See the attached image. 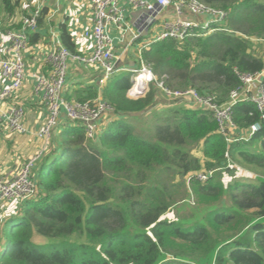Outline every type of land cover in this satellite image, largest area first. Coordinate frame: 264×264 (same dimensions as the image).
Returning a JSON list of instances; mask_svg holds the SVG:
<instances>
[{"label": "trees", "instance_id": "obj_1", "mask_svg": "<svg viewBox=\"0 0 264 264\" xmlns=\"http://www.w3.org/2000/svg\"><path fill=\"white\" fill-rule=\"evenodd\" d=\"M201 1L226 10L220 29L152 42L141 51L143 62L165 86L190 87L219 102L240 84L238 73L262 71L264 84V50L254 43L264 42V1ZM0 4V28L18 26V0ZM58 31L71 52L81 53L66 22ZM130 85V71H117L102 86L115 117L95 139L66 119L54 128L51 148L32 168L34 195L20 200L2 222L0 264H160L167 255L176 264H264V175L256 172L264 169V111L237 101L234 140L227 142L209 109L173 104L147 138L128 119L153 107L155 90L131 99ZM255 122L258 131L236 139ZM190 143L200 144L201 159L179 149ZM232 165L243 174L252 171L255 181L233 177L224 184ZM168 168L190 177L195 202L204 207L200 220L185 225L163 217L180 200L168 202L165 184H159V172ZM200 170L213 172L199 181L194 174Z\"/></svg>", "mask_w": 264, "mask_h": 264}, {"label": "built area", "instance_id": "obj_2", "mask_svg": "<svg viewBox=\"0 0 264 264\" xmlns=\"http://www.w3.org/2000/svg\"><path fill=\"white\" fill-rule=\"evenodd\" d=\"M49 1L35 0V9L22 16L18 26L0 28V129L4 127L18 134L30 132L23 121L25 109L14 100L28 76L33 82L32 90L40 95L47 111L45 119L34 132L38 138L50 140L54 128L66 119L74 124L80 123L85 137L95 139L100 131V117L113 108L102 95L82 101L65 98L67 67L68 62L72 60L99 67L102 70L99 85L119 70L130 71L132 83L126 95L131 99L143 96L148 90V83L154 81L168 98L183 101L188 106L209 109L216 119L218 131L224 135L227 142L234 140L230 136L236 128L232 119V107L237 101L249 100L259 111H264L262 71L238 73L240 84L230 91L225 102H219L215 95L210 93L201 94L193 88L181 90L165 86L150 66L143 62L141 51L152 42L163 39L182 41L190 36H201L220 29L217 26L224 21L226 10L201 0H90V24L80 33V37L90 39L88 51L71 52L61 42L57 31L51 29L50 42L43 57L49 69L45 72L41 69L28 72L30 64L25 59L24 52L30 47L29 34L37 30L42 7ZM125 4L130 5L135 13L131 19ZM169 7L172 13L170 16H164V11ZM51 17L52 15L47 16L48 19ZM115 31L130 36L125 48L138 41V67H119L115 64L119 59L115 53V41L120 40L119 35L114 34ZM71 35L77 43L78 36L72 31ZM141 74H145L147 79L142 86H138L137 80ZM259 128L260 124L255 122L236 139L247 140ZM43 153L44 149L35 151L22 163L14 177L5 178L0 175V207L11 201H17L18 204L20 200L34 195L36 183L32 177V168ZM212 172L213 170H200L195 172L194 176L199 181H205ZM189 178L186 179L187 183ZM17 204L14 205L15 208Z\"/></svg>", "mask_w": 264, "mask_h": 264}, {"label": "crops", "instance_id": "obj_3", "mask_svg": "<svg viewBox=\"0 0 264 264\" xmlns=\"http://www.w3.org/2000/svg\"><path fill=\"white\" fill-rule=\"evenodd\" d=\"M36 6V2L31 4L27 12L31 11L32 8ZM128 12L129 19L134 16V11L130 5L125 4ZM44 13H42V20L37 26V30L29 34L31 36L37 34L36 42L34 45L30 44V47L24 52V57L30 64L28 72L32 70H42L43 72L49 69V65L43 60L47 48L50 42V30L54 29L58 31V24L61 22H66L69 32L71 31L78 36V41H76V47L80 51H88L90 47V39L80 37V33L84 28L90 24V0H50L47 4L42 7ZM1 10V4H0ZM172 9L167 8L163 15L170 16ZM2 11H0V16ZM48 15H52L50 19L47 18ZM196 18L202 19V16H195ZM20 16L13 18L15 24L19 23ZM203 17L202 20H204ZM5 20V19H4ZM3 20V22H4ZM11 28V27H10ZM120 40L115 41V53L118 55L117 66H136L135 61L137 58V50L130 46L125 48L127 40L130 38L129 35H123L119 32H114ZM120 49V50H119ZM128 51L130 55L136 56L135 61H131L128 57L127 61L122 56ZM120 52V53H118ZM118 53V54H117ZM138 61V60H137ZM120 71V70H119ZM102 75V70L93 65L84 64L77 61H69L66 74V82L64 88L65 96H71L70 100H75L79 97L93 98L101 94L102 85H99V78ZM107 81V80H106ZM33 82L30 77H26L22 87L19 89L18 93L15 95L14 100L23 105L25 109L24 124L30 131L25 134H18L6 128L0 129V175L5 178H12L19 171L22 163L31 156L35 151L39 149H44L46 152L51 148V139L45 141L38 138L34 132L38 129L41 122L46 117V108L42 103L40 95H37L32 90ZM89 88L93 91V95L89 93ZM173 104L185 105L186 103L179 100H172L162 93L160 89L155 90V104L153 107H158V109L166 110ZM186 106V105H185ZM135 114H132L134 116ZM115 117L113 110L107 111L99 119V126L102 129L108 121ZM231 175L234 176H244L249 178H254L252 171L242 174L241 170L232 165ZM15 209L14 205L4 203L0 207V242H1V227L2 222L5 220L7 215ZM173 258L167 255L165 259L160 264H176L172 263Z\"/></svg>", "mask_w": 264, "mask_h": 264}, {"label": "rangeland", "instance_id": "obj_4", "mask_svg": "<svg viewBox=\"0 0 264 264\" xmlns=\"http://www.w3.org/2000/svg\"><path fill=\"white\" fill-rule=\"evenodd\" d=\"M264 1V0H262ZM34 2V0H18V6L15 8V11L13 13V17H17V16H25L26 15V11L27 9L30 8L31 4ZM35 9L32 8L31 11L27 12V13H31L33 12V10ZM165 18V17H164ZM7 21V20H6ZM3 28V27H1ZM254 43H258L256 44L260 50H264V42L261 41H255ZM120 50V49H119ZM120 53V52H118ZM117 53V54H118ZM123 58H125L124 61H127L126 58L128 57L131 61H135L136 56L130 55L128 53V51L125 53V55L122 56ZM136 66H127L129 68L131 67H138L137 65V61H135ZM120 71H127V70H120ZM131 73V72H130ZM132 83V82H131ZM188 88V87H186ZM186 88H181L182 89H186ZM190 88V87H189ZM151 89L154 90H158V86L156 84V82L151 81L148 83V91H150ZM154 106V105H153ZM164 111H162V109H158V107H152L149 110H145V112L140 114V118H132V119H128L129 122L135 127L136 131L144 136H148L152 133L151 131V125H153L154 123H158V122H163L164 120ZM160 116L161 119L159 120H155L153 117H158ZM200 144L199 143H190V144H183L179 147V149L183 152H187V154H189V158L190 157H195L198 159H201V152H200ZM201 161V160H200ZM256 171V170H254ZM259 174L264 175V169L262 170H258L256 171ZM160 174H158L159 178H160V182L159 184L162 185L163 183L165 184V187H163V190L167 193V195L165 196L166 200L168 202H175L177 200H179L178 202H176V204H174L169 210H167L164 213L163 217H166L168 219H175L180 221L181 223L187 225L190 224V222H192L193 220H200L202 213L204 212V207H202L201 205L197 204L195 202V198L192 195V190L190 188V185L185 181V177L181 176L178 171H173V169L168 168L166 170L162 169L161 172H159ZM253 173V172H252ZM232 173H226L223 177V181L224 184H227L228 182H231V179L233 177H236L233 175H231ZM243 174V173H242ZM155 175V174H154ZM245 176V175H244ZM244 176H237L236 178H239L241 180H252V182L255 181V179L253 178H249V177H244ZM257 179V178H256ZM173 196V197H170ZM10 205H16L17 201H11L9 202Z\"/></svg>", "mask_w": 264, "mask_h": 264}, {"label": "bare ground", "instance_id": "obj_5", "mask_svg": "<svg viewBox=\"0 0 264 264\" xmlns=\"http://www.w3.org/2000/svg\"><path fill=\"white\" fill-rule=\"evenodd\" d=\"M147 77L145 74H141L140 79L137 80V85L138 86H142V84H144V82L146 81ZM135 85V86H137Z\"/></svg>", "mask_w": 264, "mask_h": 264}]
</instances>
